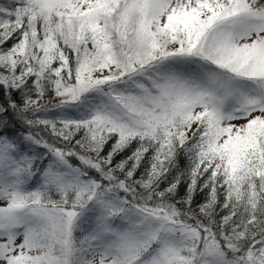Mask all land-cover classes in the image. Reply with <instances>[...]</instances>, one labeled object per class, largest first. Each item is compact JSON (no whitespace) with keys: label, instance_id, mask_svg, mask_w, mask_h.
<instances>
[{"label":"snow or ice","instance_id":"snow-or-ice-1","mask_svg":"<svg viewBox=\"0 0 264 264\" xmlns=\"http://www.w3.org/2000/svg\"><path fill=\"white\" fill-rule=\"evenodd\" d=\"M0 264H264V0H0Z\"/></svg>","mask_w":264,"mask_h":264},{"label":"trees","instance_id":"trees-1","mask_svg":"<svg viewBox=\"0 0 264 264\" xmlns=\"http://www.w3.org/2000/svg\"><path fill=\"white\" fill-rule=\"evenodd\" d=\"M200 199H201V197H198V198H197L198 202H199Z\"/></svg>","mask_w":264,"mask_h":264}]
</instances>
